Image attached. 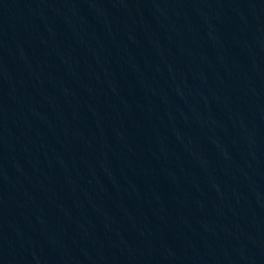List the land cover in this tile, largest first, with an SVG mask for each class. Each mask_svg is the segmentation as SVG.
I'll use <instances>...</instances> for the list:
<instances>
[{"label":"water","instance_id":"95a60500","mask_svg":"<svg viewBox=\"0 0 264 264\" xmlns=\"http://www.w3.org/2000/svg\"><path fill=\"white\" fill-rule=\"evenodd\" d=\"M0 264H264V0H0Z\"/></svg>","mask_w":264,"mask_h":264}]
</instances>
